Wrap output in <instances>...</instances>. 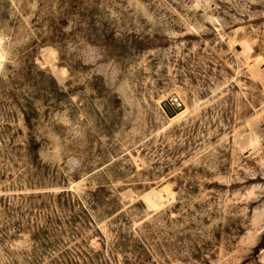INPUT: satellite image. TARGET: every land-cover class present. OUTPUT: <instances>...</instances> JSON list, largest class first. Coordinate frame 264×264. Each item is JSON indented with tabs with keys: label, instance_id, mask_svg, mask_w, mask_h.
I'll list each match as a JSON object with an SVG mask.
<instances>
[{
	"label": "rangeland",
	"instance_id": "1",
	"mask_svg": "<svg viewBox=\"0 0 264 264\" xmlns=\"http://www.w3.org/2000/svg\"><path fill=\"white\" fill-rule=\"evenodd\" d=\"M0 39V264H264V0H0Z\"/></svg>",
	"mask_w": 264,
	"mask_h": 264
},
{
	"label": "bare ground",
	"instance_id": "2",
	"mask_svg": "<svg viewBox=\"0 0 264 264\" xmlns=\"http://www.w3.org/2000/svg\"><path fill=\"white\" fill-rule=\"evenodd\" d=\"M209 3V2H207ZM1 42H2V39H0V45H1ZM233 42V41H232ZM240 54L244 57L248 56V54L250 53V49L247 48L246 46L243 45V43L241 42L240 44ZM1 48V47H0ZM2 49V48H1ZM49 51V50H48ZM50 52V51H49ZM47 51L45 52V55ZM53 53V52H52ZM5 54V53H4ZM50 54V57H53L54 55L51 56V53ZM54 54V53H53ZM44 55V57H45ZM6 57V56H5ZM49 57V59H50ZM56 57V56H55ZM257 58V57H256ZM254 59V60H251L250 62L248 61V66L252 67L253 70H255L256 72V75H260L261 73V70H260V64L261 62H263L264 60H258V59ZM47 59V57H46ZM49 59L47 60V62L49 61ZM51 59H54V58H51ZM50 59V60H51ZM54 61V60H53ZM3 62H4V55L2 54V52L0 51V68L2 67L3 65ZM52 62V61H51ZM55 62V61H54ZM53 69V68H52ZM59 72V71H58ZM62 73V71H61ZM64 74V73H63ZM59 75H60V72H59ZM61 76V75H60ZM60 79V78H59ZM64 79V78H63ZM164 101H166L164 103V106H165V110H166V114H167V117H168V127L169 126H172L176 123H179V122H182L190 113H191V109L185 105L181 99V97L176 93V94H173L171 95L170 97L166 98V100L164 99ZM245 143V142H244ZM247 143V142H246ZM245 143V144H246ZM249 145V144H248ZM248 145L246 144L245 147L246 149L248 148ZM251 146V144H250ZM242 147V148H244Z\"/></svg>",
	"mask_w": 264,
	"mask_h": 264
}]
</instances>
